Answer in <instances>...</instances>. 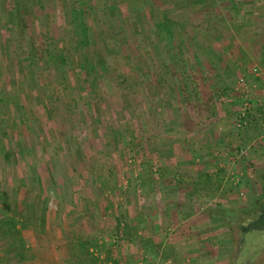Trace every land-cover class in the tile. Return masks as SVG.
<instances>
[{
  "label": "rangeland",
  "instance_id": "rangeland-1",
  "mask_svg": "<svg viewBox=\"0 0 264 264\" xmlns=\"http://www.w3.org/2000/svg\"><path fill=\"white\" fill-rule=\"evenodd\" d=\"M13 1L0 0V29L10 23ZM185 1L106 0L94 10L98 20L84 15L97 76L80 69V53L47 61L48 43L66 49L59 35L70 25L67 11L46 0L25 18L24 32H12L9 48L0 33L3 146H14L31 167V195L44 188L33 199L38 228L31 239L59 236L85 255L86 234L76 232L79 220H92L105 264H117L128 248L135 264H230L240 232L227 216L245 214L264 195V84L255 81L260 104L252 103L246 126L234 125L238 78L250 81L254 66L264 71V0ZM97 28L116 38L105 52ZM34 47L31 75L24 58ZM219 127L225 139L206 155L204 142L211 132L220 139ZM139 212L155 237L120 229ZM45 220L62 234H44ZM262 243L264 230L254 231L244 250L252 254Z\"/></svg>",
  "mask_w": 264,
  "mask_h": 264
},
{
  "label": "crops",
  "instance_id": "crops-1",
  "mask_svg": "<svg viewBox=\"0 0 264 264\" xmlns=\"http://www.w3.org/2000/svg\"><path fill=\"white\" fill-rule=\"evenodd\" d=\"M259 64L264 67V63ZM257 82L260 86L261 83L264 84V79ZM225 87L223 83L222 91H227ZM222 126L224 127L225 125ZM261 127L264 129V124ZM220 129L221 132L218 131ZM218 130L220 139L217 140L215 134L211 132L209 134L210 140H205L204 142L202 150L204 153H208H205L206 155H211L210 152L213 148L211 147V143L213 141H222L225 139L226 127L223 129L219 127ZM3 139L4 135H0V264H90L88 257L95 260L97 264H105L104 254L102 252L104 245L96 239L98 225H95V227L93 223L91 224L92 220H86L84 222H80L79 220L78 222L77 229L79 227L81 229L76 233L86 234L83 237L87 242L84 249L85 255L79 253L75 243L71 244L69 248L67 243L59 236H56L55 240L51 239L47 242H45V239H31V234H33V231L36 232V228H38V203H33V199H42L44 188L41 186V188H36L38 186H35L32 190L34 194L31 195V167L21 160V155L19 151L14 149V146L10 147V144L9 146H3ZM259 152L264 153V151ZM23 173L26 174V177L25 175L23 176ZM173 173H177L174 175L177 178L181 176L179 170ZM142 212H139L140 218L133 220V223L127 222L129 218L122 221L120 229L124 231V229H130L129 226L139 227L138 229H143L142 231L145 233L148 231L153 233L151 236L153 238L155 237V232L152 224L148 220L149 218H146ZM31 214L33 215L31 216ZM179 214L177 213V216ZM207 216L209 221H212V219L216 220L215 215L208 214ZM183 217L185 216L183 215ZM192 218L194 219L195 215ZM166 223H169V221ZM43 228L44 234H62L57 229L58 226L53 227L51 223H48V220L44 221ZM43 247H47L50 250L40 251ZM134 251L130 248L125 249L118 254V260L116 258L113 259L117 264H135L133 256L136 255V251ZM144 253L142 251L141 254L143 255Z\"/></svg>",
  "mask_w": 264,
  "mask_h": 264
},
{
  "label": "trees",
  "instance_id": "trees-1",
  "mask_svg": "<svg viewBox=\"0 0 264 264\" xmlns=\"http://www.w3.org/2000/svg\"><path fill=\"white\" fill-rule=\"evenodd\" d=\"M46 1L48 6H56V9H59L61 15H63V10H66L68 17H64L63 15V20L65 24L69 23L70 25V28H66L67 35L63 30L59 35L63 43L67 42L66 44H64L66 49H60V45H58V42H52L53 45L51 43H48L47 47L50 46V48L44 51L47 54V61H51L52 57H54L56 60H58V58L64 60L66 56L71 59L74 54L80 53L84 57L83 66H80V69L84 71V73H88V76H91V74L95 72L96 67L93 66L90 58L87 55L88 47H90L91 45L93 46V44H91L90 42V29L86 25L87 20L85 21L86 17L84 15L90 17L89 14L91 13L92 16L90 18L93 17V20H98L97 17H94L96 12L94 10L99 6L102 9H105L107 6L106 0H69L67 4H64L65 6L61 2V0ZM38 2H41V0H15L12 2V8L8 9L9 15H6L9 17L10 23H8V26L4 25L2 29H0V33H2V35H5V47L8 46L9 48L11 46V40L13 39L12 32L14 30L15 32L19 33V35L24 32L25 18H27V16L32 17L31 11L33 12L36 9V7L38 6ZM185 5L191 7L194 4L193 1L186 0ZM67 7H70L68 8L69 10L66 9ZM39 8H41L40 5ZM113 9H117V6L115 5ZM165 21H167L165 22V24L170 22V20L167 19H165ZM12 27L14 29H12ZM63 33H65V38L63 37ZM69 34L71 36H68ZM95 34L100 40L97 43L99 47L100 45H102V50H104V52L108 49L110 44L114 45V43L116 42V40H112L116 38H107V36H105V32L99 30V28L95 30ZM67 38H69V40ZM35 49L36 48L34 47L33 50H27V54L24 58L25 62L28 63L29 74L31 73V75H34V70L36 68V63L38 60V52ZM95 75L97 76V73H94V76ZM227 220L228 222L234 223V225L240 232V239L235 245L234 249L236 250L233 254L232 259L230 260V264H264V243H262L260 249L254 251L252 254H249L248 250H244V244H246L248 235L257 230H264V195H262L260 199L256 200L253 203L252 208L248 212H246L245 214H238L234 212L231 214V216H227Z\"/></svg>",
  "mask_w": 264,
  "mask_h": 264
},
{
  "label": "built area",
  "instance_id": "built-area-1",
  "mask_svg": "<svg viewBox=\"0 0 264 264\" xmlns=\"http://www.w3.org/2000/svg\"><path fill=\"white\" fill-rule=\"evenodd\" d=\"M252 79L249 81L248 76L246 74L240 75L236 82V90L238 91L240 97H241V103L239 107L235 110L236 111V120H235V127L236 128H242L246 126L247 124V114L250 112L252 106V103L260 104V95H262V99H264V92H262L260 95L256 92V82L264 79V71H261L256 66L252 67L250 72L248 73ZM258 95V97L256 96ZM254 101V102H251ZM239 155H244L243 152L240 151Z\"/></svg>",
  "mask_w": 264,
  "mask_h": 264
}]
</instances>
